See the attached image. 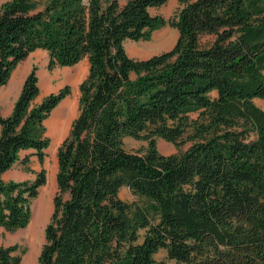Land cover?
I'll list each match as a JSON object with an SVG mask.
<instances>
[{
	"label": "trees",
	"instance_id": "obj_1",
	"mask_svg": "<svg viewBox=\"0 0 264 264\" xmlns=\"http://www.w3.org/2000/svg\"><path fill=\"white\" fill-rule=\"evenodd\" d=\"M168 0H8L0 4V87L36 50L50 67L86 59L78 113L56 150V193L38 264H264V0H177L167 23L152 9ZM168 24V51L131 58L125 41ZM39 104L26 76L11 114L0 117V227L24 228L45 184L2 175L23 151L41 162L44 121L68 95ZM211 93L215 96L212 98ZM197 113L191 119L189 114ZM147 142L144 153L123 138ZM160 138L180 148L163 155ZM126 186L141 199L119 198ZM0 246V264H19Z\"/></svg>",
	"mask_w": 264,
	"mask_h": 264
},
{
	"label": "rangeland",
	"instance_id": "obj_2",
	"mask_svg": "<svg viewBox=\"0 0 264 264\" xmlns=\"http://www.w3.org/2000/svg\"><path fill=\"white\" fill-rule=\"evenodd\" d=\"M8 0H0V4ZM44 2V0H39ZM123 2V0H119ZM180 5L177 0H168L163 6L152 9L151 14L161 16L167 23L175 16ZM177 39V31L166 24L155 30L148 40L125 41L126 53L135 59H147L151 56L168 51L172 48ZM35 68L38 78L39 96L33 104H39L50 94H56L64 88L69 89L68 95L57 105L44 121L45 135L49 139V145L44 151L43 160L40 162L33 154V151H23L14 165L2 175L4 181L32 182L36 175L44 171L45 184L38 189L36 197L31 200V216L29 223L20 229L13 231L0 227V246H16L17 254L20 256L19 264H38V255L44 243V229L50 220L53 211V197L56 193L55 175L57 171L56 150L62 139L69 131L70 125L78 113L79 85L85 79L88 72L86 59L81 60L71 67H50L49 57L46 51L36 50L21 61L12 71L8 82L0 87V112L9 106V103L16 98L21 86ZM215 96L211 93V97ZM254 104L264 110V101L253 99ZM69 112L70 118L67 127L63 132L56 133L54 128L56 121L53 115L59 118ZM191 119L197 117V113L189 114ZM124 148L131 153H144L147 149V142L136 140L131 137L123 138ZM191 143H185L180 148L160 138L156 139V148L160 154L170 155L183 152L190 147ZM119 198L127 203H141V199L134 195L126 186L121 187ZM38 213L41 215L39 216ZM156 261H164L166 264H176L169 260L165 250H159L155 255Z\"/></svg>",
	"mask_w": 264,
	"mask_h": 264
},
{
	"label": "bare ground",
	"instance_id": "obj_3",
	"mask_svg": "<svg viewBox=\"0 0 264 264\" xmlns=\"http://www.w3.org/2000/svg\"><path fill=\"white\" fill-rule=\"evenodd\" d=\"M69 118H70V113L69 112H66L64 113V115H62V117H58L56 116V114L53 115V120L56 121V126L54 128V132L56 133H60V132H63L66 127H67V123L69 121ZM38 215L40 216L41 213Z\"/></svg>",
	"mask_w": 264,
	"mask_h": 264
},
{
	"label": "crops",
	"instance_id": "obj_4",
	"mask_svg": "<svg viewBox=\"0 0 264 264\" xmlns=\"http://www.w3.org/2000/svg\"><path fill=\"white\" fill-rule=\"evenodd\" d=\"M18 95L16 96V98H14L10 103H9V106L7 107V109H5L3 112H0V117H8L10 114H11V111H12V108H13V105H14V102L15 100L17 99Z\"/></svg>",
	"mask_w": 264,
	"mask_h": 264
}]
</instances>
